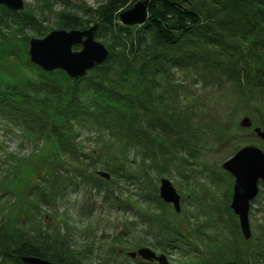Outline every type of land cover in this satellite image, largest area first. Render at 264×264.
I'll return each mask as SVG.
<instances>
[{
  "label": "rangeland",
  "instance_id": "1",
  "mask_svg": "<svg viewBox=\"0 0 264 264\" xmlns=\"http://www.w3.org/2000/svg\"><path fill=\"white\" fill-rule=\"evenodd\" d=\"M106 1L22 0L23 9L18 12L0 5V91L19 96L57 125L64 126L65 119L75 114L67 129L74 137L81 156L79 170L86 178L68 181L61 199L47 208L45 203L51 200L40 199L49 190L42 178L56 152L55 141L39 140V134L26 138L0 114V264H24L20 259L24 256L13 252L27 240L46 250L52 248L54 256L63 258L61 264H159L128 256L142 248L157 257L163 255L166 264H264V185L257 183V196L250 201L249 237L245 238L230 207L235 178L223 169L246 146L264 153V141L255 134L256 129L264 133V95L256 87H247L231 66L223 65L222 70L217 65L221 75L211 63L214 59V64H224L222 54L235 56L248 47L264 53L259 45L264 42V28L259 27V35L258 30L247 34L249 24L239 22L244 17L255 21L264 0H259L261 6L254 11V0H241V8L232 0H176L197 12L202 25L180 50L163 54L153 52L148 28L142 29L146 37L138 44L140 25L125 26L119 18L113 26L98 23ZM95 26L94 40L105 47L108 56L84 76L74 79L61 69L47 72L31 61L32 39ZM186 47L190 55L185 53L179 66H170L169 76L159 78L164 85L150 88L153 99H165L150 100L152 112L145 113L143 120L154 117L156 123L155 119L164 116L172 127L168 137L160 125L156 131L149 129L153 140L163 139L152 157L143 149L140 155L134 153L130 141L114 140L104 131L103 122L111 116L108 112L93 109L86 113L88 120L80 116L81 105L128 109L126 100L139 97L137 88L147 56L159 54L156 59L163 64ZM79 50L80 45L72 47V51ZM193 63L199 68L192 69ZM234 71L249 94H241L234 77L228 80L230 84L220 83ZM245 119L251 123L247 128L241 126ZM147 128H143L146 133ZM183 128L195 137L182 134ZM162 179L179 196L178 212L159 196Z\"/></svg>",
  "mask_w": 264,
  "mask_h": 264
},
{
  "label": "trees",
  "instance_id": "2",
  "mask_svg": "<svg viewBox=\"0 0 264 264\" xmlns=\"http://www.w3.org/2000/svg\"><path fill=\"white\" fill-rule=\"evenodd\" d=\"M138 1L139 0H107L98 13V23H102L105 26L115 25L114 23L116 20H118L119 14L122 11L128 10V8L131 9L134 6L133 4ZM232 3L235 5V7L241 8L240 3L242 4L243 2H241V0H232ZM258 6H261V2L259 0H254L251 9L254 11V9ZM260 9L262 11H260ZM263 9V6L262 8H258L256 13L258 17L255 19V21L249 22L246 17H244L243 20L240 19L239 22L249 24V27L245 33L247 32L248 34L249 31L251 32L253 30L256 32L258 30L256 33L259 35L261 32L259 27L264 28V22L259 19L261 17L264 21ZM240 10L242 11V9ZM242 12L244 15L250 16L248 11ZM147 14V21L143 25L139 26L141 29H139L136 36V42L140 44L141 41L144 40L143 38L146 36H144L145 34L142 35V29L148 28L147 32L149 33V42L150 45H152V50L153 52L160 50L161 54L173 49L180 50L184 41H187L191 35L195 34V31L198 30L202 25L201 19L197 12H195L190 6L176 0H147ZM261 33L264 34V32ZM259 45L260 49L264 51V42L259 43ZM245 51H248L246 56L244 55ZM185 53L190 55L188 47H186V50L176 53L174 58H168L163 64L159 63L156 59L159 57H156V55L159 54L152 53V56H147L148 61L146 66H142L141 69L140 87L137 88L139 91V97H129V100H126L125 106L128 109H125L124 106V108L122 107L121 109H118L114 108V106H104L103 104H96L94 107H85L81 105L79 111L82 113L80 116H83L85 119H87L86 113L89 111H94L93 109L98 112L101 110L108 112L111 114V116L105 122H103L105 125V127H103L104 131L109 133V135L114 140H128L126 141L127 143L131 142L134 144L132 148L134 153H138L140 155L143 149V151L146 150V153L149 152L150 156L152 157L154 155V151H157L158 149L157 145H159L160 141L163 142V139L156 137L157 139L153 140L155 135L150 133L149 129L151 128L152 130L156 131L157 125H160L158 126L160 127L159 130L168 137L170 135L168 131H172L170 130L172 127L168 121L163 120L164 116H160L159 118L155 119L156 123L153 120L154 117H151L150 120L144 121L143 116L145 113H149L148 115H150V112H152V105L148 103L150 100L162 102L165 99L164 97L153 99L152 91L156 88L159 89L164 85L158 82L159 78L164 77V75L169 76L170 72L168 71H170V66H179L182 60L181 56H183ZM222 55L224 56L223 59H226L224 64L221 63V61H218L216 64H214V59L211 62L219 74L221 73L222 75V71L217 67V65L220 66L222 70L223 65H225L226 68L231 66V69H234L236 72H238L239 76L245 80L244 83L247 87L251 89L256 87L258 94L264 95V53H258L257 51H253L250 49V47H248L247 50H243L242 53H235V56L230 55L229 53ZM110 58L111 57H109V59ZM109 59L106 61V63L110 62ZM150 62L151 64L149 65ZM152 65H155L154 69H151ZM191 66L192 69L199 68L195 63H193ZM143 68H145V71ZM235 71L230 73V76L225 74L223 76L224 80L220 83L230 84L228 80L234 77L236 82H233V84L241 88V82H238L235 79L237 78ZM169 78L170 77H168V79ZM150 88H152L151 92ZM249 88L247 89L250 90ZM241 89V94H249V91H245L246 88ZM120 99L121 98H119V101ZM0 114L7 123L20 129L21 133L25 135L26 138H35L39 134V137H42L39 140H45L46 142L52 140L55 141L56 152L51 155L49 159L50 162L48 163L49 169L46 172L44 178H42L43 182L47 183L49 190H47L48 192L46 193H42L40 199L42 201L48 197L51 200L45 203L47 208H51L50 206L53 207L56 205L57 201L61 199V195H64V190L66 189V185H68V181L75 182V179L78 178L86 180L84 173L79 170L78 161L81 159V156L78 154L77 145L74 142V137L72 136L71 132L69 129H67V126L70 127L69 120L75 119L74 113V117L68 120L65 119L64 126L63 124L57 125L55 121L50 119L48 116L37 114L32 106L24 102V100H21L19 96H14V94L9 92L0 91ZM91 117L92 116L89 118L92 119ZM106 122L108 123L105 124ZM145 125L148 128L145 127ZM110 127H112L114 131H111ZM143 128L145 130L147 128V133ZM184 133L191 134L188 135L190 137H195L194 132H189L187 128L182 130V134ZM158 135L165 137V135L162 134ZM168 143L171 145V141H168ZM168 147L169 146L167 145L164 148ZM65 167H68V169ZM54 216H57V214L55 213ZM48 241L50 244L51 236H48ZM65 252L66 251H64V253ZM13 253L18 256L36 257L47 261L49 260L52 263L57 262L61 264V261L63 260V258L60 256L53 255L52 248L50 250H46L41 248V246L38 244H33L29 240L22 241ZM226 264L240 263L229 262Z\"/></svg>",
  "mask_w": 264,
  "mask_h": 264
},
{
  "label": "water",
  "instance_id": "3",
  "mask_svg": "<svg viewBox=\"0 0 264 264\" xmlns=\"http://www.w3.org/2000/svg\"><path fill=\"white\" fill-rule=\"evenodd\" d=\"M0 5L13 12L23 9L22 0H0ZM147 17V0H144L136 2L131 9L122 11L119 14V21L125 26L143 25ZM95 30L96 26L84 31H53L44 39H32L29 42L31 61L47 72L61 69L74 79L82 77L89 69L102 64L108 56L105 47L94 40ZM75 45H80L81 50L72 51ZM250 124V121L245 119L241 126L247 128ZM255 134L264 141V133L256 129ZM223 169L235 178L230 207L238 216L245 238H248L249 204L257 196V183L261 181L264 185V153L258 148L246 146L227 163H224ZM99 175L108 178L107 174L99 172ZM160 183V198L165 203L173 204L175 211L178 212L179 196L166 179H162ZM128 256L130 258L140 257L147 262L157 261L159 264H166L163 255L157 257L148 248L130 252ZM20 259L24 264H55L36 257H21Z\"/></svg>",
  "mask_w": 264,
  "mask_h": 264
}]
</instances>
